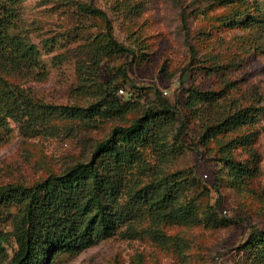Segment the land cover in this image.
Returning a JSON list of instances; mask_svg holds the SVG:
<instances>
[{
	"label": "rangeland",
	"instance_id": "1",
	"mask_svg": "<svg viewBox=\"0 0 264 264\" xmlns=\"http://www.w3.org/2000/svg\"><path fill=\"white\" fill-rule=\"evenodd\" d=\"M73 1L104 16L70 0H21L16 27L37 47L41 67L15 82L35 99L87 107L104 89L117 87L122 100L139 93L162 99L182 120L186 93L195 88L227 94L225 107L251 103L264 110V27L252 29L251 35L234 28L241 13L251 14L264 0ZM104 17L114 40L135 57L110 53L92 64L87 45L104 33ZM205 57L212 60L202 61ZM133 116L49 120L28 131L11 124L10 138L0 144V185H31L87 161L114 125ZM258 121L256 158L246 149L232 150L234 162L255 169L241 189L231 188L219 144H199L195 121L186 123L187 134L174 144L177 152L166 163L159 165L151 151L144 152L150 167L167 174L185 172L197 180L199 224H167L154 231L144 217L75 256H57L53 264H256L242 246L264 229V117ZM234 137L222 136L224 142ZM18 208H0V247L8 256L17 247L13 226Z\"/></svg>",
	"mask_w": 264,
	"mask_h": 264
},
{
	"label": "trees",
	"instance_id": "2",
	"mask_svg": "<svg viewBox=\"0 0 264 264\" xmlns=\"http://www.w3.org/2000/svg\"><path fill=\"white\" fill-rule=\"evenodd\" d=\"M20 3L21 0H0V144L10 138L11 124L28 131L30 126L49 120L88 122L96 116H134L127 123L114 125L95 145L87 161L31 185H0V208L19 207L13 226L16 250L8 256L0 247V264H53L57 256H75L144 217L154 231L167 224H199L194 198L197 180L185 172L167 174L150 167L144 156L145 151H151L159 165L166 163L177 152L174 144L187 134L186 123L197 122L199 144L206 146L212 140L219 144L231 188L241 189L253 177L254 165L242 166L234 162L231 154L240 147L256 158L253 143L259 136L258 120L264 117V110L251 103L244 107L230 103L225 107V93L190 88L182 119L187 122L179 120L158 97L153 100L139 93L122 100L116 94L117 87L104 89L102 96L87 107L56 106L35 99L30 90L15 82L17 77L41 67L37 47L16 27ZM75 4L92 15L104 16L91 6ZM240 15L234 28L251 35L252 29L264 27V2L251 14ZM104 22V33L87 45L86 55H90L92 64L108 58L110 53L129 52L135 57L134 51L114 40L106 17ZM258 39L254 37V41ZM211 60L205 57L202 61ZM226 133L235 137L224 142L222 136ZM242 248L252 262L264 264V229L251 234Z\"/></svg>",
	"mask_w": 264,
	"mask_h": 264
}]
</instances>
